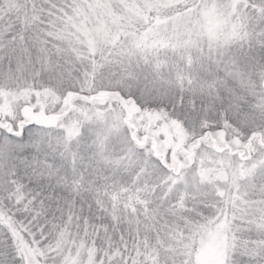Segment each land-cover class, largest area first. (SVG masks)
I'll list each match as a JSON object with an SVG mask.
<instances>
[{
	"label": "snow or ice",
	"instance_id": "6c2138e0",
	"mask_svg": "<svg viewBox=\"0 0 264 264\" xmlns=\"http://www.w3.org/2000/svg\"><path fill=\"white\" fill-rule=\"evenodd\" d=\"M0 264H264V0H0Z\"/></svg>",
	"mask_w": 264,
	"mask_h": 264
}]
</instances>
